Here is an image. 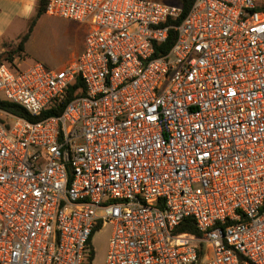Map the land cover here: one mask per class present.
Instances as JSON below:
<instances>
[{"label":"built area","instance_id":"obj_1","mask_svg":"<svg viewBox=\"0 0 264 264\" xmlns=\"http://www.w3.org/2000/svg\"><path fill=\"white\" fill-rule=\"evenodd\" d=\"M182 12L49 0L85 27L79 55L0 64V104L32 117L82 83L38 121L0 107V264H93L105 225L101 264H264V0ZM187 218L201 237L176 232Z\"/></svg>","mask_w":264,"mask_h":264},{"label":"rangeland","instance_id":"obj_2","mask_svg":"<svg viewBox=\"0 0 264 264\" xmlns=\"http://www.w3.org/2000/svg\"><path fill=\"white\" fill-rule=\"evenodd\" d=\"M173 3L175 0H159ZM38 0H27L25 10L20 18H15L14 5H0V42L15 40L26 29V22L34 15ZM85 27L77 23H70L67 20L43 15L36 25L27 49L22 59H16L20 69L40 62L47 69L59 70L63 68L70 58L71 47L75 48L83 44L85 37ZM10 47H6L7 51ZM111 227L105 225L96 232L91 240L94 249L93 264H101L105 260L108 250Z\"/></svg>","mask_w":264,"mask_h":264},{"label":"trees","instance_id":"obj_3","mask_svg":"<svg viewBox=\"0 0 264 264\" xmlns=\"http://www.w3.org/2000/svg\"><path fill=\"white\" fill-rule=\"evenodd\" d=\"M49 0H38L37 7H36V12L33 17H31L28 21L27 29L26 31L21 34L15 42H4L2 43V47L4 49V52L0 53V64L5 63L10 69L13 71L15 70H20L19 64L16 63V59H22L23 54L26 50V43L28 42L29 38L31 37L34 28L36 27L38 21L40 18L46 14V7L48 4ZM193 0H175L173 3L174 5L181 6L183 8L182 12V18L187 14L189 8L191 7ZM181 21V20H180ZM179 22V21H178ZM175 40V32L172 31L169 35V38L167 42L161 46H157L156 51H155V57H158L165 53L171 45L173 44ZM6 47H10L7 51ZM82 83L80 79H76L74 85L70 88L69 93L66 97V99L59 104L56 107H51L50 109H47L41 113V115L32 117L30 116L21 106H17L14 104H9V103H1L0 107L8 110L16 115H19L21 117L27 118L28 120L31 121H38L41 120L42 118H45L50 115H55L61 113L63 110V107L74 97L73 90H75L78 87H81ZM177 233H190L193 234L197 237H201L202 234L199 232L197 227L195 226V222L192 218H187L185 219L179 227L176 229ZM95 234V233H94ZM93 234V235H94ZM93 237V236H92ZM203 245H200V252H199V258L201 259L203 256ZM93 258V255H92ZM91 260V258H90Z\"/></svg>","mask_w":264,"mask_h":264},{"label":"crops","instance_id":"obj_4","mask_svg":"<svg viewBox=\"0 0 264 264\" xmlns=\"http://www.w3.org/2000/svg\"><path fill=\"white\" fill-rule=\"evenodd\" d=\"M26 1L27 0H0V5H3V6H6V5H14V6H16L14 9H15V12H14V17L15 18H20V16L19 15H21L22 13H23V10H25L26 8H25V4H26ZM155 1H159V0H155ZM160 2H164V1H160ZM164 3H167V2H164ZM168 4H170V3H168ZM36 12V11H35ZM35 12H34V14H35ZM34 16V15H33ZM32 16V17H33ZM41 19V18H40ZM40 21V20H39ZM38 21V22H39ZM68 21V20H67ZM70 22V21H69ZM70 23H73V22H70ZM38 24V23H37ZM26 25H28V23L26 22ZM36 28V27H35ZM35 28H34V30H35ZM26 29H27V26H26ZM26 29L21 33V34H23L25 31H26ZM33 33H34V31H33ZM33 33H32V35H33ZM20 34V35H21ZM20 35H18V37L20 36ZM32 35H31V37L29 38V40H28V42L26 43V49H27V46H28V43H29V41L31 40V38H32ZM17 37V38H18ZM17 38L15 39V40H9V41H1L0 42V53H2V52H4V49H3V47L1 46L2 45V43H6V42H15L16 40H17ZM71 53H70V58H69V60L67 61V63L66 64H69L70 62H72L76 57H77V55H79V53L82 51V49H83V44H81L80 46H78L77 48H75V45H72V47H71ZM40 63V62H39ZM65 66H67V65H65ZM64 66V67H65Z\"/></svg>","mask_w":264,"mask_h":264}]
</instances>
